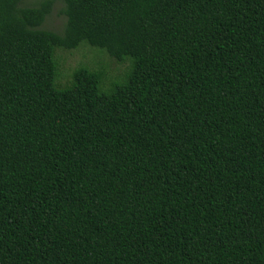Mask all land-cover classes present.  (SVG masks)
<instances>
[{
	"label": "trees",
	"instance_id": "16d2710c",
	"mask_svg": "<svg viewBox=\"0 0 264 264\" xmlns=\"http://www.w3.org/2000/svg\"><path fill=\"white\" fill-rule=\"evenodd\" d=\"M22 1L0 0V264H264V0ZM83 42L123 79L59 87Z\"/></svg>",
	"mask_w": 264,
	"mask_h": 264
},
{
	"label": "rangeland",
	"instance_id": "374dc122",
	"mask_svg": "<svg viewBox=\"0 0 264 264\" xmlns=\"http://www.w3.org/2000/svg\"><path fill=\"white\" fill-rule=\"evenodd\" d=\"M40 0H23L22 6H34ZM62 2L57 1L50 14L47 15L42 27L56 32H63L66 23V16L62 14ZM56 57L60 64V76L57 78V85H66L71 78L72 71L80 65L89 66L98 71H105L106 85L123 79L122 75L128 68V61H118L110 56L105 49L93 47L88 43H81L73 49L57 48ZM59 83V84H58ZM60 87V86H59Z\"/></svg>",
	"mask_w": 264,
	"mask_h": 264
}]
</instances>
